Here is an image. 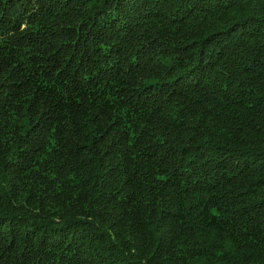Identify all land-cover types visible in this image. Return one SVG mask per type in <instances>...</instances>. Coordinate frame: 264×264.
I'll return each instance as SVG.
<instances>
[{"label": "trees", "instance_id": "1", "mask_svg": "<svg viewBox=\"0 0 264 264\" xmlns=\"http://www.w3.org/2000/svg\"><path fill=\"white\" fill-rule=\"evenodd\" d=\"M0 264H264V0H0Z\"/></svg>", "mask_w": 264, "mask_h": 264}]
</instances>
